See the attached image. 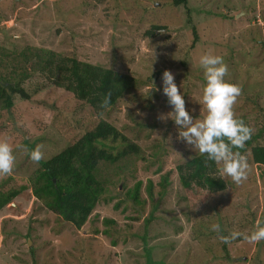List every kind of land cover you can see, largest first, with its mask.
Wrapping results in <instances>:
<instances>
[{
  "label": "rangeland",
  "instance_id": "1",
  "mask_svg": "<svg viewBox=\"0 0 264 264\" xmlns=\"http://www.w3.org/2000/svg\"><path fill=\"white\" fill-rule=\"evenodd\" d=\"M171 5L170 0H0V26L6 28L0 45L51 49L112 67L136 84L102 117L91 109L75 114L78 105L72 103L61 113L42 104L16 107L12 116L0 111V141L8 142L15 156L10 175L16 180L5 188L25 185L41 162L75 144L102 119L141 148L137 156L100 168L103 179L116 183L112 192L122 193L99 205L80 231L41 209L30 190L17 197L0 212V264H67L65 259L69 264H264V241L220 239L234 232L250 235L258 223L264 225V166L246 157L247 179L237 185L221 175L226 191L193 211L176 169L201 154L177 139L173 121L158 118L172 111L163 95L165 70L174 75L194 121L204 118L206 81L199 60L211 54L227 65L225 81L242 89L235 118H244L253 133L264 128V0ZM151 6L157 9L148 10ZM153 26L162 29L148 35ZM25 85L31 95L46 92L41 77ZM259 142L264 145V135ZM38 145L43 159L34 163L29 152ZM169 172L170 185L163 190L160 183ZM139 183L140 208L129 200ZM105 218L115 223L105 225ZM214 224L219 232L212 231Z\"/></svg>",
  "mask_w": 264,
  "mask_h": 264
},
{
  "label": "trees",
  "instance_id": "2",
  "mask_svg": "<svg viewBox=\"0 0 264 264\" xmlns=\"http://www.w3.org/2000/svg\"><path fill=\"white\" fill-rule=\"evenodd\" d=\"M170 1L172 7L181 8L190 0ZM151 9L157 8H148ZM160 29L162 28L159 26H153L147 34L155 36ZM0 31L5 32L6 28L0 26ZM36 76L46 82V92L31 95L25 84ZM135 85L132 76L112 67L92 64L74 56L66 57L46 48L27 46L18 51L0 45V111H6L11 116L14 115L16 107L30 109L29 105L42 104L49 110L61 113L67 104L72 103L78 105L75 114L83 109H91L98 117H102L107 109L115 107ZM108 93L111 94L110 104L107 108H101L100 105ZM16 96L21 97V103H16ZM238 120H242L252 130L244 118ZM263 135L264 128L257 133L252 131L245 147L239 149L258 166H264V145L259 142ZM140 152L139 145L128 139L113 124L102 119L94 128L86 131L75 144L48 161L41 162V168L26 179L25 185L7 189L5 187L16 179L11 175L5 176L0 182V212L30 190L41 204V209L55 216L63 225L80 231L92 221L91 218L99 205L109 204L122 193L119 189L112 192L110 186L116 183L103 179L100 168L119 164L133 155H139ZM218 167L214 161L208 160L206 155H199L177 167L180 183L193 211L206 208L214 195L226 191L227 181L221 176ZM170 174L169 172L162 178L160 186L163 190L170 185ZM141 185H136V189L129 195V200L139 208L142 206L139 200ZM152 190L153 185H150L151 197ZM37 212L35 209L32 216H36ZM37 220L38 218L33 221ZM95 220L93 219V222ZM103 223L111 225L115 222L105 218ZM33 229L34 227H29L28 236L33 235ZM90 231L96 235L101 232L100 229L92 227ZM102 233L107 234L106 231ZM17 237L21 239L22 234L18 233ZM243 240L241 235L237 243ZM30 251L36 257L34 247ZM65 261L69 264L66 259Z\"/></svg>",
  "mask_w": 264,
  "mask_h": 264
},
{
  "label": "clouds",
  "instance_id": "3",
  "mask_svg": "<svg viewBox=\"0 0 264 264\" xmlns=\"http://www.w3.org/2000/svg\"><path fill=\"white\" fill-rule=\"evenodd\" d=\"M199 64L203 69L206 84L203 88L201 103L206 112L202 120L194 121L186 109L184 96L175 83L174 75L165 70L162 75L163 95L172 111L161 114V120H171L178 129L177 139L206 155L207 159L218 165L222 176L230 178L240 185L247 179L248 163L246 157L239 151L245 147L251 138L252 130L242 120L235 118L234 105L242 94V89L235 84L225 81L228 67L223 58L217 55L205 54L200 57ZM154 84H152V88ZM111 101L108 93L100 107L107 108ZM237 149V151H233ZM32 162L39 163L43 159L41 146L29 152ZM15 164L12 146L6 141H0V177L12 173ZM212 231L219 232L218 224L212 225ZM241 233L234 232L230 237H220L224 242L240 237ZM248 243L264 241V225L257 224L250 235H243Z\"/></svg>",
  "mask_w": 264,
  "mask_h": 264
},
{
  "label": "water",
  "instance_id": "4",
  "mask_svg": "<svg viewBox=\"0 0 264 264\" xmlns=\"http://www.w3.org/2000/svg\"><path fill=\"white\" fill-rule=\"evenodd\" d=\"M30 242V241H29Z\"/></svg>",
  "mask_w": 264,
  "mask_h": 264
}]
</instances>
